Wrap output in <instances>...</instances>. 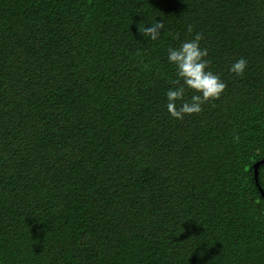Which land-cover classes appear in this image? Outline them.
I'll list each match as a JSON object with an SVG mask.
<instances>
[{"label":"trees","instance_id":"1","mask_svg":"<svg viewBox=\"0 0 264 264\" xmlns=\"http://www.w3.org/2000/svg\"><path fill=\"white\" fill-rule=\"evenodd\" d=\"M196 32L227 88L175 119ZM262 159L264 0H0V264H264Z\"/></svg>","mask_w":264,"mask_h":264},{"label":"clouds","instance_id":"2","mask_svg":"<svg viewBox=\"0 0 264 264\" xmlns=\"http://www.w3.org/2000/svg\"><path fill=\"white\" fill-rule=\"evenodd\" d=\"M163 30L164 23L158 20L148 22L147 26L141 22L138 26L139 34L153 41L159 38ZM187 32H193L192 25H187ZM202 40L203 35L196 32L192 39L167 49V61L175 69V75L165 92V106L175 119L201 113L204 104L220 99L227 88L225 81L210 70L208 50L201 46ZM247 67V59L240 57L232 61L228 71L243 76ZM189 92L191 95H188ZM233 139L238 140V134H234Z\"/></svg>","mask_w":264,"mask_h":264},{"label":"water","instance_id":"3","mask_svg":"<svg viewBox=\"0 0 264 264\" xmlns=\"http://www.w3.org/2000/svg\"><path fill=\"white\" fill-rule=\"evenodd\" d=\"M262 164H264V159L258 161L255 164L254 167H255V180H256V183H257V185H258V187L260 189V192H261L262 196L264 197V191H263V189L259 185V171H258L259 166L262 165Z\"/></svg>","mask_w":264,"mask_h":264}]
</instances>
